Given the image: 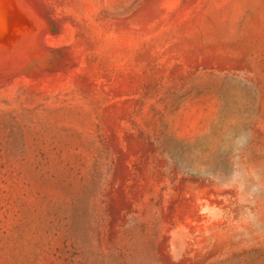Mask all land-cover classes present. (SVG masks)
<instances>
[{
  "label": "rangeland",
  "instance_id": "374dc122",
  "mask_svg": "<svg viewBox=\"0 0 264 264\" xmlns=\"http://www.w3.org/2000/svg\"><path fill=\"white\" fill-rule=\"evenodd\" d=\"M6 1L0 264H264V0Z\"/></svg>",
  "mask_w": 264,
  "mask_h": 264
},
{
  "label": "bare ground",
  "instance_id": "6f19581e",
  "mask_svg": "<svg viewBox=\"0 0 264 264\" xmlns=\"http://www.w3.org/2000/svg\"><path fill=\"white\" fill-rule=\"evenodd\" d=\"M7 1H8V0H7ZM7 1H6V2H7ZM10 1L12 2V0H10ZM3 2H4V0H3ZM3 2L1 1V3H0L1 5H0V6H3V5H2ZM14 2H15V1H14ZM16 2H20V1L18 0V1H16ZM16 2H15V3H16ZM8 3H9V2H8ZM12 3H13V2H12ZM16 4H17V3H16ZM5 5H6V4H5ZM14 5H15V4H14ZM19 5H20V4H19ZM6 6H7V5H6ZM6 6H4V7H2V8L4 9ZM17 6H18V5H17ZM10 7H11V6H10ZM13 7H14V6H13ZM15 7H16V5H15ZM18 7H19V6H18ZM18 7H17V10H19ZM0 8H1V7H0ZM2 8H1L0 10H2ZM7 8H9V7H7ZM10 9H11V8H10ZM10 9H9V10H10ZM13 9H14V8H13ZM9 10H5V11H9ZM15 10H16V8H15ZM11 11H13V10L11 9ZM1 12H3V13L5 14V12H4L3 10H2ZM10 13H11V12L9 11V14H8V15H10ZM15 14L18 15V13H16V12H15ZM11 15H14V12H13V14H11ZM11 15H10V16H11ZM14 16H15V15H14ZM7 17H8V16H7ZM11 18H12V16H11ZM18 19H19V18H18ZM22 19H23V18H22ZM19 20H20V19H19ZM14 21H15V20H14ZM6 23H7V22H6ZM11 23H12V22H11ZM3 28H6V26H5V27L3 26ZM3 28H0V30L2 29V30H1V32H2L1 34H2V35L0 34L1 37H2V36L5 37V35H8L9 33H11V30H8V28H7V29H3ZM21 30H22V29H21ZM22 31H23V30H22ZM15 35H16V34H14V36H15ZM21 35H22V34H21ZM11 36H12V34H11ZM16 36H17V35H16ZM16 36H15V37H16ZM4 37H3V38H4ZM21 37H22V36H21ZM16 38L19 39L18 36H17ZM26 39H27V38H24L25 41H26ZM30 39H31V38H30ZM30 39H29V40H30ZM12 40H13V39H12ZM14 40H15V38H14ZM14 40H13V41H14ZM39 40H41V39L39 38ZM0 41H1V40H0ZM2 41H4V39H3ZM5 41H6V39H5ZM15 41H16V40H15ZM17 41H18V40H17ZM33 41H35V39H34ZM33 41H26V42H32V43H33ZM19 42L22 43V41H19ZM26 42H25V43H26ZM34 43H35V42H34ZM4 44H5V43H4ZM13 44H14V42H13ZM27 44H28V43H27ZM27 44H26V45H27ZM29 44H30V43H29ZM29 44L27 45V47L29 46ZM16 45H17V44H16ZM22 45L24 46V44H22ZM26 45H25V46H26ZM19 46H21V45H19ZM19 46L17 45V47H19ZM32 46H33V45H32ZM0 47H3V46H2V42H1V46H0ZM31 48H32V47H31ZM10 49H11V48H10ZM12 49H13V48H12ZM2 50H4V49H2ZM2 50H1V51H2ZM29 50H30V49H29ZM31 51H34V48H32ZM31 51H30V53H31ZM5 54H6V53H5ZM6 55H7V54H6ZM13 55H15V54L13 53ZM4 56H5V55H4ZM4 56H3V57H4ZM8 56H9V55H8ZM8 56H7V57H8ZM18 56H19V55H18ZM14 58H16V57H14ZM5 59L7 60L6 56H5V58H4V61H6ZM0 60H1V59H0ZM11 60H12V59H11ZM4 61H3V62H4ZM2 64H4V63H2ZM2 64H1V65H2Z\"/></svg>",
  "mask_w": 264,
  "mask_h": 264
}]
</instances>
